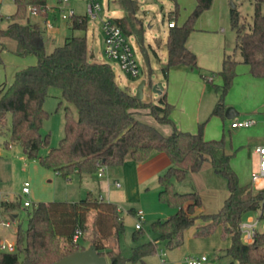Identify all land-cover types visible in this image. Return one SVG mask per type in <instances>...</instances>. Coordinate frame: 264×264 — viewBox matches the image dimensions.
Returning a JSON list of instances; mask_svg holds the SVG:
<instances>
[{
	"label": "trees",
	"instance_id": "16d2710c",
	"mask_svg": "<svg viewBox=\"0 0 264 264\" xmlns=\"http://www.w3.org/2000/svg\"><path fill=\"white\" fill-rule=\"evenodd\" d=\"M16 11L1 32L17 41L19 55L35 54L37 63L16 71L14 80L5 87L0 84V119L7 111L12 113L11 140L23 146L29 159L69 176L74 172L94 173L98 163L106 166L123 164L128 158L137 162L146 160L156 151L164 152L170 165L158 181L161 185L159 199L176 207L168 218L152 222L157 233L155 241H145L134 246L129 256L122 254L119 236L124 231V221L117 203L99 198L93 193L75 201L50 200L37 202L29 210L28 227L16 231V250H0V264H51L65 255L94 244L109 264H137L157 251L159 241L167 248L183 243L184 231L197 218L207 221L198 230V235H209L222 226L223 235L230 237V245L223 251L232 259L227 264H263L264 233H259L253 243H245L241 238L240 222L243 215L257 210L264 201V188L254 190L238 183L236 172L230 161L233 153L226 150L224 139L206 138L204 124L198 132L182 130L171 117L173 105L167 100L166 92L159 103L139 99L128 88L121 86L112 65L107 61L90 60L86 34H73L65 42L55 46L51 52L45 47L44 29L37 22H21L27 17L29 7H36L40 14L47 13V0H14ZM171 19L179 16V3ZM125 9L122 17L115 22L126 35H135L143 50L145 27L137 15L138 0H118ZM264 0H254L252 22L246 25L240 14L232 9L231 24L236 31V49L242 61L250 66V72L257 77L264 76V14L261 6ZM213 0H197V4L182 23L175 22L167 36L168 58L161 66L165 77L173 66L186 64L198 68L197 55L186 45L187 38L195 28L199 16L212 6ZM71 27L85 31L88 27L86 15L75 14L70 18ZM5 44L0 41L1 51ZM237 60L226 54L222 68L216 72L222 76L223 84L216 85L221 97L212 114L224 112V96L233 86L237 75ZM50 86L62 89L63 97L78 108L75 116L70 105L65 106L64 135L57 146L42 155L40 149L49 144V135L41 132L43 122L49 115L44 108V100ZM149 108V114L162 123H170L173 128L164 134L156 125L138 116V111ZM210 158L214 169L228 179L230 190L223 206L214 213L197 211L202 198L197 191L179 192L174 180L184 179L189 172L199 171L204 161ZM1 180V178H0ZM17 199L0 200V215L13 216L20 207ZM130 211L134 214L135 208ZM82 232L79 240H74L75 230ZM141 229H136L138 238ZM2 237L0 235V241ZM87 241V240H86Z\"/></svg>",
	"mask_w": 264,
	"mask_h": 264
},
{
	"label": "rangeland",
	"instance_id": "374dc122",
	"mask_svg": "<svg viewBox=\"0 0 264 264\" xmlns=\"http://www.w3.org/2000/svg\"><path fill=\"white\" fill-rule=\"evenodd\" d=\"M101 9L98 17L92 18L88 13L89 0H68L61 2L60 0H47L49 7L47 16L38 13H32L28 10L27 17L21 19V22H38L44 29L45 47L51 52L55 46L65 42L68 36L73 34H86L88 43V56L90 60L109 62L115 73L118 83L128 88L136 94V88L142 79H147L144 87L143 100L150 103H159L160 95L152 90L150 81L155 82L157 76H162L161 65L167 61L168 47L167 35L170 30V15L174 14L176 3L174 0H138L139 8L137 15L142 18L145 27V46L143 50L135 35H126L128 42L132 48L133 54L140 66V73L137 77L127 74L120 66L119 62L110 58L105 52V36L102 30V20L110 19L115 21L116 18L125 14V9L119 4L118 0H99ZM179 16L178 21L181 22L187 18L193 8L189 0H178ZM60 7L65 11L70 8L74 9L76 14H84L88 19L87 30L82 31L73 29L70 25L71 20L62 17ZM212 8L204 11L199 18L207 21H220V26L224 30V39L227 50L237 59H241L242 55L239 49L234 48L236 45V31L232 28L231 13L235 9L241 16L242 22L246 25L252 22L254 13V0H213ZM16 11V3L14 0H0V41L5 44V48L1 51L3 62L0 63V84L12 83L16 71L37 63L35 54L19 55L16 52L17 41L2 34L1 29L8 25L10 16ZM264 14V2L261 6ZM187 15V16H186ZM199 18L197 21H199ZM47 21L52 22L53 26L48 27ZM196 21V23H197ZM35 62L30 63L33 57ZM162 61V62H161ZM237 66L238 79L235 78L233 86L224 96V109L234 107L240 118H252L255 120L250 128L230 129V119L224 115L212 114V111L221 97V91L216 89V85L223 84L222 76L212 73L214 80L207 81L208 87L201 94L198 100L193 103V97L188 98V103L194 109L200 101L202 108L208 109V114L203 117L200 123H203V132L206 138L224 139L226 150L233 153L230 164L236 172L238 183L242 186H250L254 190L264 188V178L252 181V173L258 169L259 154L254 151L256 145L255 136L257 133L264 132V83L254 85L244 81L243 67ZM210 75V74H209ZM243 77V78H242ZM162 76V80H163ZM12 81V82H11ZM162 82V81H156ZM202 98V99H201ZM70 105L75 116H78V108L73 103H69L62 95V89L58 86H50L44 100V108L49 112L47 118L43 122L41 132L44 136L49 135V144L40 149V154H46L51 147L57 146L60 139L64 135L65 128V106ZM173 105V104H172ZM175 106L173 107V110ZM140 119L156 125L164 134H169L173 126L170 123H158L154 116L149 114V108H143L138 111ZM172 116V115H171ZM12 113L7 111L0 119V190L4 198L19 199L20 207L15 211L17 218L12 221L10 227L2 229L0 235L6 237L10 242H16V231L18 229L25 230L28 227L29 210L39 201L47 200H73L84 197L88 190L99 198L111 200L118 204L119 210L124 221V231L119 236V245L123 255L129 256L134 246L145 241H155L157 233L152 228V222L158 219H166L176 211V207L168 202L159 199V190L161 185L158 181V175H146L141 177L136 166L137 162L128 158L123 164L106 166L103 176L98 175V171L88 173L85 179L79 177L78 172H74L69 176L54 175L52 182L47 181L46 174L34 169L38 164L43 170L56 172L43 166L37 159H29L18 142L11 140ZM199 130V126H198ZM37 166V165H36ZM127 181H126V178ZM36 183V192L29 195L32 201L31 206L26 207L23 204L26 196L22 195V187L26 181L33 186ZM121 185L118 186L116 182ZM88 185V188L81 191V188ZM177 190L179 192L197 191L202 198V205L199 211L205 213H214L219 211L223 206L225 199L229 196L230 190L227 177L218 173L211 162L207 158L201 169L195 172H189L187 176L177 181ZM33 189V187H32ZM88 189V190H87ZM53 193L55 198H48ZM1 197V196H0ZM132 207L142 209L145 219L142 222L143 227L138 238L133 237L136 231V216L130 211ZM258 211H249L243 215L246 219L250 214ZM6 217L7 216H3ZM202 219V218H197ZM194 225V224H193ZM192 225V226H193ZM195 228V227H191ZM190 228V229H191ZM202 230V227H199ZM194 235H198L195 231ZM224 244L220 246L224 249L229 244V237L223 235L222 228L219 225L209 235H198L199 237L216 235ZM86 240L80 241L89 246L88 239L91 238L90 232L86 233ZM86 247V248H87ZM163 248L168 249L163 241H159L157 251L145 258L146 264H162L159 252ZM192 254V253H191ZM204 254L209 261L218 262L217 264H225L230 255H225L220 249L205 250ZM196 256V254H193ZM200 256V255H197ZM137 264H144L142 261ZM264 264V263H263Z\"/></svg>",
	"mask_w": 264,
	"mask_h": 264
},
{
	"label": "crops",
	"instance_id": "0c3cea01",
	"mask_svg": "<svg viewBox=\"0 0 264 264\" xmlns=\"http://www.w3.org/2000/svg\"><path fill=\"white\" fill-rule=\"evenodd\" d=\"M189 3L191 4L190 8H194L195 5L197 4V0H189ZM47 14L48 12L46 14H41V15L46 17ZM78 15H84V14H78ZM170 18H171V15H170ZM171 20H174L175 22H179L178 17L177 19H170L169 21ZM185 20H186V17L179 23H182ZM219 23L220 21L219 22L210 21V20L204 21V20H201V17H200L199 21H197V23L195 24V28L191 31V33L189 34L187 38L186 45L189 49H191L192 51L196 53L197 65L199 69L193 68L186 64H179V65L173 66L170 69L169 75L167 77H165L164 74H162L164 78L163 80H162V76L161 77L157 76L155 79V82L159 80L162 81L164 85L163 92H166L167 100L171 104H173V107L175 106V109L174 110L172 109L171 117L176 123L177 127L182 130L190 131L193 133H196L199 131L198 126L200 129V124H201L200 122L201 120H203V117L206 116V114H208L207 110L209 109L210 111V106L207 107L208 109H203L201 106L202 102L200 101V103L197 106L194 105V109H193L191 104L188 103V98L193 97V103L195 104V100H198V97L200 96V94L202 97L204 91L208 87L207 81L212 82L214 80L213 78L214 75L212 73H215L216 71L218 72L222 68V63H223V59L225 55L231 54L227 50V47L225 45V39H224L225 34L223 31L224 29L221 28ZM234 48H236V45ZM167 58H168V54H167ZM242 59H243L242 57L241 59H239L238 65L239 66L244 65L243 66L244 68L242 70L243 71L242 75L244 77L242 78L244 79V81L250 84H254V85H260L261 83H264V76L257 77V76L252 75V73L250 72V66L247 63H244ZM35 61L36 59L34 57L29 60L30 63H33ZM238 75L239 74L237 72V75L235 78L238 79L237 77ZM14 77L15 75L13 76V78ZM3 84L5 85V87H7L11 83L6 82ZM162 93L159 95L161 96ZM231 108L233 109L232 111H230L229 116L226 114L227 109L226 110L224 109V112L222 114L226 118L231 120L230 129L250 128L253 126L251 125L249 127L232 128L231 122L235 118L237 119H243V118L238 117L239 112L234 107H231ZM253 136H255V139H256V145L254 147V151H256L257 146L264 144V132L259 133V134L257 133V136L256 135H253ZM170 163H171L170 159L164 152L156 151L152 153L146 160L137 162L136 166L134 165V167L137 169L141 177H144L146 175H150V176L158 175V178H159V176L162 173H164L165 170L168 168ZM36 165L34 169L43 174H46L48 182L53 181L54 175H60L58 172L46 171V170H43V168L41 167L39 168L38 164ZM78 175L83 180L86 178V175H88V173L78 172ZM126 181H127V178H126ZM177 181L178 180L176 179L174 180L176 188H177V184H176ZM32 182H33V186H32L33 189L30 186V194L32 193L35 194V192L37 191L36 190L37 183L34 180ZM86 188H88L87 184L85 187H83V189L81 188V191L85 190ZM90 192L93 193L92 191L88 190L87 194ZM1 194L3 193L0 190V196H1L0 200H7V198L2 197ZM30 194H28V197ZM51 194L52 195L48 198H55L54 197L55 195L53 193ZM80 198H83V197H80ZM78 199H73V200H68V201H75ZM50 200H47V201H50ZM132 208H135V207H132ZM199 208L200 207L197 208V211H199ZM135 210H137V208H135ZM17 215H18L17 213L13 215L14 219H12V216H9V217L11 218L12 221H14L17 218ZM3 216L4 215H0V218L5 219L6 217H3ZM205 223H207V221L203 219H196L194 225L191 226L195 228L189 227L184 231V240L182 244L174 248H168L166 251L163 248H161L158 255L160 257L162 264H187L186 258L190 255H193V254H196V256L203 255L205 250L221 249L220 246L224 244V241H221L218 238L217 234L211 235L210 237L209 236L199 237L198 235L193 234L195 231L197 232L199 230V227H202ZM219 227L222 228L221 225H219ZM229 240H230V237H229ZM229 245H230V241H229L228 246ZM145 258L143 261L144 264H146ZM228 258L232 259L231 256ZM231 259H229L227 262H229ZM227 262L225 264H227ZM217 263L218 262H215V261H209V259L207 258L206 260L201 261L197 264H217Z\"/></svg>",
	"mask_w": 264,
	"mask_h": 264
},
{
	"label": "built area",
	"instance_id": "2783aa9c",
	"mask_svg": "<svg viewBox=\"0 0 264 264\" xmlns=\"http://www.w3.org/2000/svg\"><path fill=\"white\" fill-rule=\"evenodd\" d=\"M65 2L68 0H60ZM49 7H47V10ZM101 9V3L99 0H89L88 2V13L92 18L98 17L99 11ZM29 10L32 13H38L36 7H29ZM61 14L63 18L70 19L76 13L73 8L64 10L63 7H60ZM175 21H169V27L174 26ZM47 26L52 27V22L47 21ZM102 30L105 36V52L106 54L119 62L121 68L130 76L137 77L140 73V66L133 54L130 43L126 38V34L123 32L122 28L113 20L103 19L102 20ZM255 122L252 118H235L231 122L232 128L237 127H249ZM256 152L259 154V166L256 171L252 173V181L256 182L258 179L264 178V144L257 146ZM98 175L103 176L105 173L106 165L98 163ZM116 184L120 186L121 184L117 181ZM30 194V183L26 181L22 187V195L26 196L23 201L24 206H31L32 201L28 198ZM257 213L250 214L246 219H242L240 222L241 238L245 243H253L259 233H264V201L261 207L257 210H253ZM136 228L141 229L143 227L142 222L145 219V214L142 209H137L135 212ZM10 217L7 219L0 218V231L5 227H10L12 224ZM82 232L79 228L75 230L74 240H79ZM264 248V244H263ZM0 250L13 252L16 250V244L10 242L6 237L2 238L0 241ZM207 259L206 255L194 256L190 255L186 258L187 264H197L201 261Z\"/></svg>",
	"mask_w": 264,
	"mask_h": 264
},
{
	"label": "water",
	"instance_id": "95a60500",
	"mask_svg": "<svg viewBox=\"0 0 264 264\" xmlns=\"http://www.w3.org/2000/svg\"><path fill=\"white\" fill-rule=\"evenodd\" d=\"M147 84V79H142L136 88V96L139 99H143L144 87ZM152 90L158 94L163 92L164 85L162 82L150 81ZM233 108H228L226 114L229 116L230 111ZM2 112H0L1 115ZM12 219L14 217L12 216ZM51 264H109V261L105 255H101L94 244H90L85 249L77 250L71 254L65 255L62 258Z\"/></svg>",
	"mask_w": 264,
	"mask_h": 264
}]
</instances>
